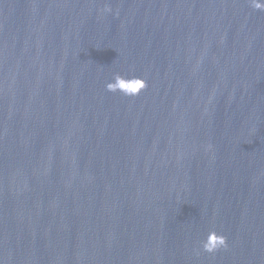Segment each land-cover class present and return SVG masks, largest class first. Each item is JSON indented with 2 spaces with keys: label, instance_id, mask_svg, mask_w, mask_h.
<instances>
[{
  "label": "water",
  "instance_id": "95a60500",
  "mask_svg": "<svg viewBox=\"0 0 264 264\" xmlns=\"http://www.w3.org/2000/svg\"><path fill=\"white\" fill-rule=\"evenodd\" d=\"M0 264H264V10L0 0Z\"/></svg>",
  "mask_w": 264,
  "mask_h": 264
},
{
  "label": "clouds",
  "instance_id": "9594fccd",
  "mask_svg": "<svg viewBox=\"0 0 264 264\" xmlns=\"http://www.w3.org/2000/svg\"><path fill=\"white\" fill-rule=\"evenodd\" d=\"M250 4L254 9L264 10V0H250ZM104 11H111V7H105ZM146 87L147 83L143 78H126L120 74H116L114 79L106 84L108 91H119L126 96L138 95ZM208 147L211 148V145H208ZM201 244L204 251L214 253L221 248L227 247V237L213 230L208 233Z\"/></svg>",
  "mask_w": 264,
  "mask_h": 264
}]
</instances>
